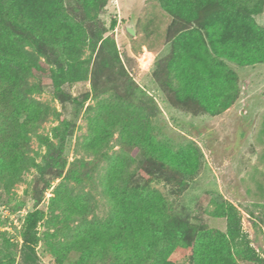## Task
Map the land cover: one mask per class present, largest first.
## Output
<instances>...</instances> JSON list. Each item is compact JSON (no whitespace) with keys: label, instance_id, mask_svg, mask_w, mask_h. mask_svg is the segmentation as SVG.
I'll use <instances>...</instances> for the list:
<instances>
[{"label":"trees","instance_id":"obj_1","mask_svg":"<svg viewBox=\"0 0 264 264\" xmlns=\"http://www.w3.org/2000/svg\"><path fill=\"white\" fill-rule=\"evenodd\" d=\"M109 1L0 0V189L9 193L25 172L36 173L25 190L33 207L23 217L21 243L13 251L3 238L0 264H40L38 246L50 238L45 256L58 264L71 250L78 252L74 264H264L232 202L213 201L211 215L226 220L221 231L199 223L198 213L184 206L176 212L153 186L162 182L182 194L200 152L192 143L174 149L158 140L149 115L155 110L146 109L153 98H131L113 33L117 20L101 18ZM158 1L172 17L165 38L171 50L156 62L155 80L175 106L222 113L240 94L230 62L264 63V25L255 18L264 0ZM115 74L127 79L121 92L102 97V80ZM86 81L89 89L80 95L64 88ZM45 88L62 106H74L72 118L36 96ZM89 98L94 103L84 106ZM82 109L86 130L69 160V137ZM51 117L57 124L39 132ZM33 135L43 153L30 154ZM48 189L53 194L45 209L39 204ZM257 230L264 232V225ZM176 251L188 252V260L170 259Z\"/></svg>","mask_w":264,"mask_h":264},{"label":"rangeland","instance_id":"obj_2","mask_svg":"<svg viewBox=\"0 0 264 264\" xmlns=\"http://www.w3.org/2000/svg\"><path fill=\"white\" fill-rule=\"evenodd\" d=\"M260 16L256 18L258 22H261ZM101 18L106 24L111 18L117 20L113 33L128 77L131 78L129 84L132 90L129 94L135 103L137 100L153 98L154 103H148L146 109L155 110L149 115L157 139L174 149L192 143L200 152L199 168L194 176L187 177L188 186L182 194H172V187L162 182H153V186L162 192L176 212L183 211L180 207L184 206L187 212L193 211L194 215L198 213L199 223L221 231L226 230V220L211 215L215 205L213 201L229 200L240 211L242 229L247 233L251 244L264 257V232L257 230L258 226L264 225V63L239 66L230 62L240 78L237 101L217 115L194 114L186 107L171 104L167 90L163 91L155 80L156 62L171 50V44L166 43L165 38L172 17L161 7L159 1L110 0ZM128 26L134 29V33L127 31ZM147 53L150 57L145 59L144 55ZM123 80L127 81L125 77L119 78L118 74L104 78L102 81L107 85L101 82L100 88H106L107 91L102 97L117 90L121 92ZM89 86L90 82L86 81L65 85L64 88L72 95H80ZM36 96L55 106L64 116L73 117L74 106L70 102L62 106L58 99L52 97L50 88H45ZM93 103L94 100L89 98L84 106ZM83 111L84 109L77 116L73 134L69 137V160L75 154L76 137L86 130ZM56 124L57 121L51 117L39 132L47 133ZM30 145L31 155L34 152H44L43 148H39L34 135L31 136ZM36 157L40 161V156ZM138 160L141 161L142 157L138 156ZM35 176V170L30 169L9 193L0 189V249L3 238L12 243L13 251L19 248L23 217L33 207L25 190L31 188ZM57 182L58 180L53 185ZM51 189L45 192L40 207L47 209L48 199L53 194ZM98 198L97 213L103 214L104 200ZM197 220L192 219L193 222ZM45 228V223L40 224V234ZM50 242H54V239L42 240L38 246L40 264H58L45 256L49 253ZM77 256L78 252L71 250L68 259L61 264H74ZM188 258V252L183 251H176L170 256V259L179 262H186Z\"/></svg>","mask_w":264,"mask_h":264},{"label":"crops","instance_id":"obj_3","mask_svg":"<svg viewBox=\"0 0 264 264\" xmlns=\"http://www.w3.org/2000/svg\"><path fill=\"white\" fill-rule=\"evenodd\" d=\"M258 15H261V16H260V18H261V22H258V21H257V22L260 23L261 25H264V9H263V11H262L261 13L256 14V15H255V18H257ZM256 20H257V19H256Z\"/></svg>","mask_w":264,"mask_h":264},{"label":"water","instance_id":"obj_4","mask_svg":"<svg viewBox=\"0 0 264 264\" xmlns=\"http://www.w3.org/2000/svg\"><path fill=\"white\" fill-rule=\"evenodd\" d=\"M127 31H128L129 33H131V34L134 33V29L131 28V27H129V26L127 27Z\"/></svg>","mask_w":264,"mask_h":264},{"label":"bare ground","instance_id":"obj_5","mask_svg":"<svg viewBox=\"0 0 264 264\" xmlns=\"http://www.w3.org/2000/svg\"><path fill=\"white\" fill-rule=\"evenodd\" d=\"M149 57H150V54H149V53H147V54L144 55V58H145V59H148ZM145 59H144V60H145ZM149 60H150V59H149ZM145 61H147V60H145Z\"/></svg>","mask_w":264,"mask_h":264}]
</instances>
